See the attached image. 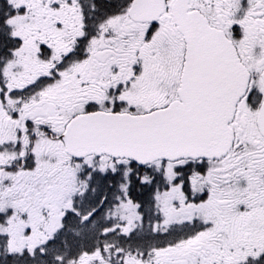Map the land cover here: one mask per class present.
Instances as JSON below:
<instances>
[{
	"label": "snow or ice",
	"instance_id": "obj_1",
	"mask_svg": "<svg viewBox=\"0 0 264 264\" xmlns=\"http://www.w3.org/2000/svg\"><path fill=\"white\" fill-rule=\"evenodd\" d=\"M0 264H264V0H0Z\"/></svg>",
	"mask_w": 264,
	"mask_h": 264
}]
</instances>
